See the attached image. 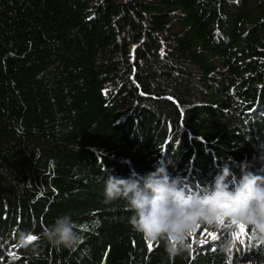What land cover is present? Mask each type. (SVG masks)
<instances>
[{
  "label": "trees",
  "instance_id": "trees-1",
  "mask_svg": "<svg viewBox=\"0 0 264 264\" xmlns=\"http://www.w3.org/2000/svg\"><path fill=\"white\" fill-rule=\"evenodd\" d=\"M243 164L264 175V0H0V264H235L237 225L170 258L103 190L164 168L202 191L225 165L235 185ZM63 214L77 249L17 245Z\"/></svg>",
  "mask_w": 264,
  "mask_h": 264
},
{
  "label": "clouds",
  "instance_id": "clouds-1",
  "mask_svg": "<svg viewBox=\"0 0 264 264\" xmlns=\"http://www.w3.org/2000/svg\"><path fill=\"white\" fill-rule=\"evenodd\" d=\"M241 165V174L235 185L233 175L225 165L214 182L202 191H189L181 177L170 176L166 169L158 168L145 176L122 178L109 174L104 180L103 194L106 202L124 199L132 212L129 224L145 239L165 242L169 257L191 254V237L201 225L226 224L228 228L244 224L253 229L256 239L264 242V175H257ZM81 225L69 214L54 219L38 235L22 231L17 245L35 249L39 240H46L57 249L75 250L83 242ZM30 237L36 239L30 241ZM224 251L232 248L225 241Z\"/></svg>",
  "mask_w": 264,
  "mask_h": 264
},
{
  "label": "rangeland",
  "instance_id": "rangeland-1",
  "mask_svg": "<svg viewBox=\"0 0 264 264\" xmlns=\"http://www.w3.org/2000/svg\"><path fill=\"white\" fill-rule=\"evenodd\" d=\"M222 225H226V224H222ZM211 236H213V234L211 232H199V228L198 230L193 234V236L191 237V243L193 244H200L201 242L207 241L211 238ZM242 240V235L239 237V239H237L238 243H240Z\"/></svg>",
  "mask_w": 264,
  "mask_h": 264
},
{
  "label": "snow or ice",
  "instance_id": "snow-or-ice-1",
  "mask_svg": "<svg viewBox=\"0 0 264 264\" xmlns=\"http://www.w3.org/2000/svg\"><path fill=\"white\" fill-rule=\"evenodd\" d=\"M98 223H99L98 221L95 222V225L98 226ZM83 227H84L85 229H87L88 226H87V225H84ZM237 227H238L239 231L236 232V233H234V234H235L236 238L239 239V237H240L241 235H245V234H246L247 229H246V226H245L244 224H242V223H241V224H238ZM214 238H215V237H214ZM29 239H30V241H31V240L36 239V237H30ZM13 258L16 259L17 257L14 256Z\"/></svg>",
  "mask_w": 264,
  "mask_h": 264
}]
</instances>
